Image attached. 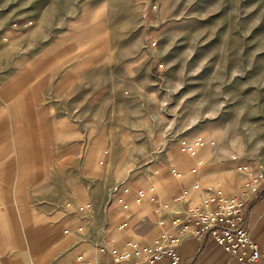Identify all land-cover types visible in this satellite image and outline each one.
<instances>
[{
    "label": "rangeland",
    "instance_id": "1",
    "mask_svg": "<svg viewBox=\"0 0 264 264\" xmlns=\"http://www.w3.org/2000/svg\"><path fill=\"white\" fill-rule=\"evenodd\" d=\"M0 8V76L18 60L52 56L42 64L54 70L56 94L41 110L51 174L40 202L67 221L59 235L72 248L119 242L122 222L147 212L153 195L173 209L181 182L200 196L193 204L254 182L264 164V0H0Z\"/></svg>",
    "mask_w": 264,
    "mask_h": 264
},
{
    "label": "crops",
    "instance_id": "2",
    "mask_svg": "<svg viewBox=\"0 0 264 264\" xmlns=\"http://www.w3.org/2000/svg\"><path fill=\"white\" fill-rule=\"evenodd\" d=\"M50 58L51 55L48 58L37 55L30 60H18L14 71L0 76V264H67L83 249L90 252L93 264H132L98 253L94 242L72 248V242L59 235L67 221H56L54 209L41 208V186L49 182L51 174L50 142L42 134L41 110L50 91L52 96L56 94L54 83H50L54 70L44 71L42 65L46 59L50 62ZM185 185L188 186L179 183L178 191ZM194 192H190L189 200L178 209H171L168 203L167 210L182 214L200 198ZM171 194L172 191L164 197ZM152 200L154 205L149 203L148 211L140 214L134 223L123 221L127 225H122L121 239L114 244L119 249L134 240L151 243L168 229L167 225L158 223L155 212L158 200L154 201V197ZM245 225L264 248V185L247 202ZM176 249L182 264H250L232 256L210 235L187 236ZM169 260L170 256L165 255L156 263L140 264H166Z\"/></svg>",
    "mask_w": 264,
    "mask_h": 264
},
{
    "label": "built area",
    "instance_id": "3",
    "mask_svg": "<svg viewBox=\"0 0 264 264\" xmlns=\"http://www.w3.org/2000/svg\"><path fill=\"white\" fill-rule=\"evenodd\" d=\"M1 17L0 8V19ZM198 143L204 144L201 138L198 139ZM192 148L193 146L188 144V149L191 150ZM239 168L243 170L247 169V166L240 165ZM260 168L254 182H248L242 193L225 196L220 192H213L203 203L188 205L182 214L178 213L177 210L170 213L167 210L168 203H162L156 199L158 204L155 212L158 223L167 225L166 231L162 232L151 243L134 240L122 249L112 245L106 237H103L102 240L95 242L96 251L108 254L116 261H129L132 264L156 263L162 260L165 255L170 256V260L166 264H182L180 254L176 249L177 245L187 236L204 238L210 235L239 261L264 264V248L259 246L252 237L250 229L245 225L247 202L264 185V164H261ZM257 180L259 182L255 184ZM192 187L198 188L196 185ZM190 192L189 186L181 187L172 197L174 208L178 209V206L187 202L190 198ZM138 193V200L147 197V190L144 187H140ZM155 195H153L154 198ZM127 205L125 204V207ZM122 225H127V222H122ZM83 230L84 226H80L78 229L80 232ZM68 231L69 229H66V232ZM93 262L90 252L83 249L76 254L71 264H93Z\"/></svg>",
    "mask_w": 264,
    "mask_h": 264
},
{
    "label": "bare ground",
    "instance_id": "4",
    "mask_svg": "<svg viewBox=\"0 0 264 264\" xmlns=\"http://www.w3.org/2000/svg\"><path fill=\"white\" fill-rule=\"evenodd\" d=\"M206 139H208V138H206ZM208 141V140H207ZM212 141V140H211ZM205 142V141H204ZM198 140H196V142L195 143H193V144H191L192 146H193V148L191 149V151L193 152V153H195L196 152V149H197V147H199L198 146ZM222 183V182H221ZM196 186H199L200 184L199 183H196L195 184Z\"/></svg>",
    "mask_w": 264,
    "mask_h": 264
}]
</instances>
